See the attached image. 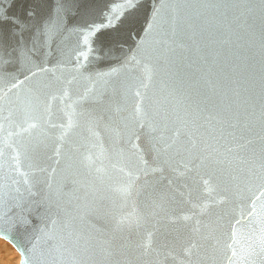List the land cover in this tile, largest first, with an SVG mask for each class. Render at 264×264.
Returning <instances> with one entry per match:
<instances>
[{"label":"water","instance_id":"1","mask_svg":"<svg viewBox=\"0 0 264 264\" xmlns=\"http://www.w3.org/2000/svg\"><path fill=\"white\" fill-rule=\"evenodd\" d=\"M161 2L0 0V238L23 264H264L260 0H187L218 6L175 35L149 28Z\"/></svg>","mask_w":264,"mask_h":264},{"label":"snow or ice","instance_id":"2","mask_svg":"<svg viewBox=\"0 0 264 264\" xmlns=\"http://www.w3.org/2000/svg\"><path fill=\"white\" fill-rule=\"evenodd\" d=\"M217 7L218 5L212 4H203V5H193L187 2V0H162L159 6L153 9V23L149 25V28L158 27L161 29L162 35H169L168 29L171 30V35H175L176 32V24L178 22V13L182 9L192 8V7ZM253 7H259L262 11H264V0H260V3L257 5H252ZM137 9V0H126V6L124 11L132 12ZM67 9L63 4L57 5V14L61 12H65ZM167 13V15L165 14ZM123 15V13L121 14ZM117 20L120 17H116ZM116 25L113 23V20L110 16H107L105 21L99 25H91L88 35L96 36L97 33L103 32L105 29L110 27H115ZM167 26V28L165 27ZM45 30L47 31V24L45 25ZM21 31H23V26H21ZM164 42V41H161ZM4 46V37L3 33L0 32V48ZM19 53L22 56H25L31 49H27L22 43L19 45L18 49ZM46 70V69H42ZM150 79V77H149ZM136 95L139 97L141 94L138 91ZM143 108H142V100L137 104L136 107V115L137 118L143 116ZM143 126V123L141 124ZM146 163V161H145ZM235 254V253H234Z\"/></svg>","mask_w":264,"mask_h":264},{"label":"rangeland","instance_id":"3","mask_svg":"<svg viewBox=\"0 0 264 264\" xmlns=\"http://www.w3.org/2000/svg\"><path fill=\"white\" fill-rule=\"evenodd\" d=\"M21 261L18 250L9 241L0 238V264H17Z\"/></svg>","mask_w":264,"mask_h":264},{"label":"clouds","instance_id":"4","mask_svg":"<svg viewBox=\"0 0 264 264\" xmlns=\"http://www.w3.org/2000/svg\"><path fill=\"white\" fill-rule=\"evenodd\" d=\"M17 264H23V262L22 261H18Z\"/></svg>","mask_w":264,"mask_h":264}]
</instances>
